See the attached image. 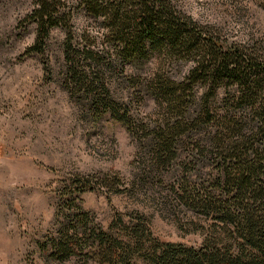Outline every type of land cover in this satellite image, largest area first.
Masks as SVG:
<instances>
[{"label":"trees","instance_id":"1","mask_svg":"<svg viewBox=\"0 0 264 264\" xmlns=\"http://www.w3.org/2000/svg\"><path fill=\"white\" fill-rule=\"evenodd\" d=\"M181 1L30 0L19 20L22 29L33 26L32 43L21 56L42 58L44 65L50 32L62 33L61 86L80 97L94 119L107 116L131 137L143 138L127 103L115 97L114 82L105 78L117 69L129 89H142L171 113V121L143 135L156 163L177 158L184 134L195 137L185 159L196 158L199 167L185 171L171 189L186 210L210 222L200 228L198 247L160 240L138 213H117L102 228L80 205L93 181L75 175L61 185L54 233L40 244L54 262L264 264V50L227 43L219 28L191 18ZM257 2L264 11V0ZM74 13L95 26L75 31ZM147 65H153L149 73L143 72ZM176 65L186 66L181 77L170 76ZM96 184L106 187L102 178ZM117 185L115 178L109 186Z\"/></svg>","mask_w":264,"mask_h":264},{"label":"rangeland","instance_id":"2","mask_svg":"<svg viewBox=\"0 0 264 264\" xmlns=\"http://www.w3.org/2000/svg\"><path fill=\"white\" fill-rule=\"evenodd\" d=\"M257 1L181 4L200 25L219 28L227 43L257 44L264 50V11ZM29 9L30 0H0V264H92L76 257L57 263L40 249L55 230L61 185L75 175L93 181L94 189L80 196V205L102 228L117 213H138L160 240L198 247L204 237L200 228L207 230L210 222L186 210L171 189L185 171L199 167L196 158L185 159L195 137L184 134L176 144L177 158L156 163L144 134L171 121V113L158 108L142 89H129L118 69L105 78L114 82L115 97L127 103L130 120L143 138L131 137L107 116L94 119L80 97L69 96L61 86L59 30L49 34L46 65L42 58L21 56L33 40V26L22 29L19 23ZM73 24L80 32L95 26L82 13H74ZM153 65L142 71L149 73ZM174 70L170 76L181 77L186 66ZM139 74L138 80L143 78ZM97 178L106 187H97ZM115 178L118 185L112 188ZM122 188V193H111ZM133 264L145 263L134 259Z\"/></svg>","mask_w":264,"mask_h":264}]
</instances>
